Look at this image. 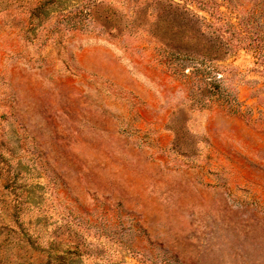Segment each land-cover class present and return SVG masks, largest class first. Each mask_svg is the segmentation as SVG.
I'll return each mask as SVG.
<instances>
[{
    "label": "rangeland",
    "instance_id": "obj_1",
    "mask_svg": "<svg viewBox=\"0 0 264 264\" xmlns=\"http://www.w3.org/2000/svg\"><path fill=\"white\" fill-rule=\"evenodd\" d=\"M0 264H264V0H0Z\"/></svg>",
    "mask_w": 264,
    "mask_h": 264
},
{
    "label": "trees",
    "instance_id": "obj_2",
    "mask_svg": "<svg viewBox=\"0 0 264 264\" xmlns=\"http://www.w3.org/2000/svg\"><path fill=\"white\" fill-rule=\"evenodd\" d=\"M80 13L83 14V10L80 11ZM210 14L213 18H216L217 21L214 24L222 32L217 40L198 39L196 37H190V39L188 38L184 40L188 46L193 45V47H190L194 50L193 53L187 52L186 50L181 49V47H174V52L169 51L172 44L167 41L166 44L169 45V50L167 49V46H161V48L157 46V54L155 57L156 59L157 56H159L157 60L163 64L175 79L180 78L179 80L186 79L188 82L193 81L198 83L200 81L204 83L205 85L202 89L210 94L209 98L212 97L211 92H213L214 95L217 94V96H220L218 94H220L221 83L219 79L215 78L216 75H221L215 70L216 67L214 64H210L211 62L209 61L212 59L210 57L219 56L220 54L229 52V50L239 49L243 44L242 37H238L236 33L234 34L233 29L229 24L225 25L220 23L216 11L212 10ZM160 49L161 52H158ZM231 100L234 99H226L228 102Z\"/></svg>",
    "mask_w": 264,
    "mask_h": 264
}]
</instances>
